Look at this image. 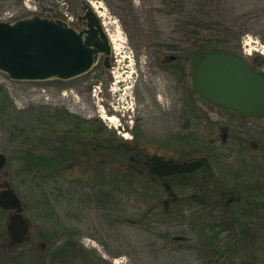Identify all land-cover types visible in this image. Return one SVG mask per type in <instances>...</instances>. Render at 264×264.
Masks as SVG:
<instances>
[{
  "label": "rangeland",
  "instance_id": "rangeland-1",
  "mask_svg": "<svg viewBox=\"0 0 264 264\" xmlns=\"http://www.w3.org/2000/svg\"><path fill=\"white\" fill-rule=\"evenodd\" d=\"M84 5L103 16V26L110 23L104 29L112 40L111 68L102 57L91 72L66 82L15 83L0 75V154L8 158L0 183L11 184L32 225L28 242L6 253L9 216L0 210V264H85L84 254L104 264H264L263 209L245 214L249 221L234 225L232 237L222 233L227 224L204 223L182 250L177 239L187 226L162 214L185 182L186 188L196 182L170 179L171 197L139 163H147L143 154L177 162L207 158L212 168L199 173H208L200 187L208 201L220 196L215 185L231 189L232 179L220 173H245L241 201H264V119L196 102L187 77L194 73L193 53L206 42L264 62V0H0V16L9 11L16 19H60L80 30ZM173 57L177 62L169 61ZM183 93L187 111L194 112L195 102L201 117L186 129L176 118L184 111ZM61 119L82 131L73 133L80 146L64 164L69 171L26 168V154L58 157L46 139ZM123 141L132 146L122 155ZM66 242L84 254L74 252L69 261Z\"/></svg>",
  "mask_w": 264,
  "mask_h": 264
},
{
  "label": "water",
  "instance_id": "water-1",
  "mask_svg": "<svg viewBox=\"0 0 264 264\" xmlns=\"http://www.w3.org/2000/svg\"><path fill=\"white\" fill-rule=\"evenodd\" d=\"M82 9L86 27L79 31L63 20L39 16L0 22V73L15 82H66L88 74L102 56L110 68L112 45L103 24L90 5ZM192 82L206 102L244 118H264V72L253 69L244 57L226 50L210 51L198 63ZM7 163V156L0 154V173ZM203 166V161L158 159L153 174L169 177ZM0 189V208L12 212L7 225L11 246L21 245L29 239L32 225L11 184L4 181Z\"/></svg>",
  "mask_w": 264,
  "mask_h": 264
},
{
  "label": "flooded vegetation",
  "instance_id": "flooded-vegetation-1",
  "mask_svg": "<svg viewBox=\"0 0 264 264\" xmlns=\"http://www.w3.org/2000/svg\"><path fill=\"white\" fill-rule=\"evenodd\" d=\"M79 22L82 23V25L84 26V21L81 20V17L79 18ZM169 61L170 62H177L176 58H174V57L170 58ZM248 63L256 71L264 72V67L259 64L261 62H259L257 59L254 60L253 62L248 61ZM110 68H111V61H110ZM178 73H179V75H181V77H184L183 76L184 73H181L180 71ZM192 76H193V74L191 76H190V74H189V76L187 75L188 79L190 80L189 82H191V89H192L193 93L195 94L194 99L196 100V102H198V99L201 101V98L196 93V91L193 87ZM184 79H185V77H184ZM181 103H182L181 108L184 109V111H181V109L179 108L180 110L178 111L177 117H176L178 119L177 124L178 125H181V123L184 124L183 127H185V129H186L187 126L193 125L192 121L199 122L201 120V117H200V112L197 111V105H195V102L193 103L194 112L187 111L184 93H183L182 98H181ZM231 112L238 114L234 111H231ZM188 118L190 121L192 120L191 123H190V121L188 123V121H187ZM242 118H244V117H242ZM244 119L253 120V119H259V118L253 117V118H244ZM236 140H238V138L229 139V142L231 143V145H237ZM241 140H243V139L241 138ZM226 141H228V140H226ZM135 145H138V140H136ZM213 145H215V144H213ZM224 146L225 145L223 144V147ZM136 149H138V147ZM217 149H218V147H217ZM139 155L140 154L137 152L136 156L139 157ZM143 157H145L146 160L152 161L149 164V168H150L149 171H150L151 175L153 176V179L155 181L157 180V181L163 182L165 190H167L166 192L171 197H174V195L171 192L172 188L168 184V181L170 179H172L173 177L180 176V178H183L184 180L189 177V178H192V183L196 182V184L193 183L191 188H189V185H188V188H186V184H185L186 182L184 183L183 181H181V183H184V186H183L182 191H180V189H179V191H180L179 194H182L179 196V201L175 202V201H177V199H175L174 202L171 201V202L165 203L166 209H164V210H165L166 214L168 216L173 214L174 219H176L178 216H180L179 220H183V225L187 226V229L190 231V233H189V231H187V229H185L184 231H182V233H180V236L177 239V241H181L182 243H184V245L183 244L180 245L182 247V250H185L189 247V245H187L188 241H189V235L192 234L195 237H198L200 235V233L202 232L204 223L210 224V220L216 219L215 225H218L219 223L227 224L226 226H228L229 229L227 230L226 228H224L222 233H229V231L231 229H233L232 227L234 225H235V227H237V224L242 223L243 220L249 221V219H244V218L246 215L247 216L251 215V209L253 208V206H255V208H260L259 210H262V209L264 210V201L263 202L258 201V203L255 205H252L250 202L247 203V202L241 201V197L238 193H240L239 190L240 191L246 190L247 186L245 184H240V183L244 182L245 180H247L245 173H220V174H227L228 175L227 178L230 177L229 178L230 181L232 179L231 189H227V188L223 189L221 186L215 185L214 195H216L217 194L216 192L218 191L220 194V196H219L220 199L218 197L214 202H211V201H208L209 199L205 196L206 191H204V193H202L203 190H202V188H200L204 178L208 177V175H207L208 173H199L202 170H196L192 173H182V174L171 176V177H160L156 174H153V168L156 165V161L158 159H163V158L151 156L149 154H143ZM164 160H167V159H164ZM203 161H204V165H205L207 163V160L203 159ZM173 162H177V161H173ZM211 173H212V175H215L216 172H215V170H211ZM216 174H218V173H216ZM199 175H200V178H199ZM262 182L263 183H261V182L259 183V192L263 193L262 195H264V180H262ZM207 185L208 184H206V186ZM188 191H190L192 193H189ZM226 196H228L227 200H225ZM204 197H205V199H203ZM240 204H242V207H244V208L247 207V209H245V211L243 209V211L241 212L239 210V207H238V206H240ZM228 209H230V210H228ZM0 210L7 213L8 216H10L12 214L11 211H6V210L1 209V208H0ZM219 213L223 214V216L225 215L227 218L223 217L222 221H220L217 217L213 216V215L218 216ZM241 215H242V217L240 218ZM8 219H9V217H8ZM7 225H8V220L5 223V226H6V233L5 234L7 236L8 243L5 244V242H4L3 248H4V251L6 253H9L12 249H14L17 246H11V239H10V235L7 231ZM211 225H213V224H211ZM236 230H237V228H236ZM232 234L233 233H229L228 236L232 237ZM235 234H238V233H234V235ZM29 239H30V237H29ZM28 240H26L23 244L28 242ZM41 245H42V243H41ZM64 246H67L68 249L72 248L69 250V257H68L70 259L69 261L73 262V260H74L73 259L74 258L73 253L74 252L80 253V254H76L79 256L80 255L82 256L84 254V251L81 249H78L76 244H74V243L66 242V245H64ZM45 247L46 246L42 245V248H44V250L41 249L40 252L46 253ZM84 258H85V264H104L105 263L104 261H102L100 259V257H98L96 255L93 256L91 254H86V255L84 254Z\"/></svg>",
  "mask_w": 264,
  "mask_h": 264
},
{
  "label": "trees",
  "instance_id": "trees-1",
  "mask_svg": "<svg viewBox=\"0 0 264 264\" xmlns=\"http://www.w3.org/2000/svg\"><path fill=\"white\" fill-rule=\"evenodd\" d=\"M216 44L217 43L206 42V43H204V45H202V46H200L198 48V51L193 53L192 62L194 63V71L196 70L198 63L200 62V60L203 58V56L205 54H207L208 52L213 51V50H224V48H222V45H220V44L216 45ZM259 64L264 67V62L263 61H261V63H259ZM174 67H176V70L178 72L179 71L181 73L183 72V69L181 67H179V66L178 67L174 66ZM205 103L208 104V105H211L210 103H207V102H205ZM58 122L60 124L59 125L60 129L56 130L55 132H52V131L49 132L48 133L49 136L46 139V141H48L51 144L50 147L54 146V149H55V147H57V149H55V150H57L58 153H59L58 157H50V158H41L40 157L39 158V157H36L35 155H32V154H26V156L23 158V160H21V161H23L24 166L26 168L31 167L33 171L36 170V169H40V168L52 171V170H55L58 167L59 168L60 167H64L65 170L69 171L70 167H65L66 165H64V164L67 161L70 160L72 155H74L72 153L73 152L72 148L80 146V144H77L76 142H73L75 137H76V136L74 137L73 133H75V134L77 133L76 135H81L82 131H81V129H78L77 127L73 126L71 122H64L62 119L60 121H58ZM74 128H75V131H74ZM93 132H94V129H93ZM86 135H88V134H86ZM231 137L232 138H237V137H234V136H231ZM123 143H124V145L122 147H124V150L121 153L122 155L125 154L123 152H127L126 148H128V146L131 145L130 142L123 141ZM205 159L207 160V163L205 164V166L203 167L202 170H205V169H208V168L211 167L210 161L207 158H205ZM139 160H140V155L138 157V161ZM140 161H139V163L143 164V167L147 168L146 171H147V174H150L149 177L152 178V180H154L153 176L151 175V173H148L149 164H150L149 160H147V163H145L144 161L143 162H140ZM173 178H180V176H175ZM156 184L157 185H162V184L164 185L163 182H160V181H157V180H156ZM176 199H177V201H175V202H178L179 198H176ZM174 200H175V198L173 199L172 202H174ZM157 209H159V208H157ZM256 209H258V208H255V206H253V208L251 209V213H252V210L254 211ZM162 215H164L163 217H165V218H169V216L174 217L173 214L168 216L165 211H164V214H162ZM177 218L179 219L180 216H178ZM171 219H174V218H171Z\"/></svg>",
  "mask_w": 264,
  "mask_h": 264
},
{
  "label": "bare ground",
  "instance_id": "bare-ground-1",
  "mask_svg": "<svg viewBox=\"0 0 264 264\" xmlns=\"http://www.w3.org/2000/svg\"><path fill=\"white\" fill-rule=\"evenodd\" d=\"M93 7L96 9V7L93 5ZM100 17H103L102 15H99ZM110 23H106L104 22V26L107 27ZM112 41V40H111ZM110 122H115L116 121V118L115 116H110V117H106Z\"/></svg>",
  "mask_w": 264,
  "mask_h": 264
},
{
  "label": "built area",
  "instance_id": "built-area-1",
  "mask_svg": "<svg viewBox=\"0 0 264 264\" xmlns=\"http://www.w3.org/2000/svg\"><path fill=\"white\" fill-rule=\"evenodd\" d=\"M27 8H31V7L27 5ZM12 17H13V15L10 12H5L2 16V18L5 20L11 19Z\"/></svg>",
  "mask_w": 264,
  "mask_h": 264
}]
</instances>
